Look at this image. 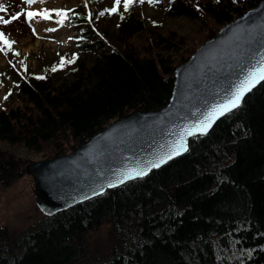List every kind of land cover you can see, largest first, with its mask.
<instances>
[{
    "label": "trees",
    "instance_id": "16d2710c",
    "mask_svg": "<svg viewBox=\"0 0 264 264\" xmlns=\"http://www.w3.org/2000/svg\"><path fill=\"white\" fill-rule=\"evenodd\" d=\"M260 1L170 0L167 18L199 21L186 35L148 26L137 0L117 21L90 13L70 70L17 76L13 100L0 105V142L53 158L117 118L163 107L175 68ZM140 33L144 44L133 40ZM28 161L0 146V186L27 175ZM0 264H264V81L147 175L42 214L16 235L1 226Z\"/></svg>",
    "mask_w": 264,
    "mask_h": 264
},
{
    "label": "water",
    "instance_id": "95a60500",
    "mask_svg": "<svg viewBox=\"0 0 264 264\" xmlns=\"http://www.w3.org/2000/svg\"><path fill=\"white\" fill-rule=\"evenodd\" d=\"M262 57L264 0L221 27L175 70L172 96L165 106L155 111L136 110L115 119L69 154L29 162L26 173L34 182L39 209L52 215L93 195V191L99 194L111 188L109 184H121L117 181L126 174L141 169L148 174L158 167L146 165L158 162L181 136L188 148L190 138L201 133L189 136L187 132L222 103ZM192 85L199 96L185 91ZM182 94L187 95L185 102Z\"/></svg>",
    "mask_w": 264,
    "mask_h": 264
},
{
    "label": "rangeland",
    "instance_id": "374dc122",
    "mask_svg": "<svg viewBox=\"0 0 264 264\" xmlns=\"http://www.w3.org/2000/svg\"><path fill=\"white\" fill-rule=\"evenodd\" d=\"M169 1L157 0L156 3H149L145 0L139 10V16L148 26L162 23L165 27L162 32L167 28H172L182 35L193 33L199 24L198 20L192 21L185 17L167 18L165 16L164 11ZM0 2L6 8V11H0V16L6 17V19L10 18L11 14L22 12V10L26 12L29 9L34 11L44 8L72 10L70 11V20L65 21L63 25L57 23L59 18L55 13L51 14L52 19L45 20L36 17L31 22L27 21L25 15L22 14L12 23L0 25V30L6 34L7 38L15 42L11 45V51L0 52V105H5L13 100L10 98L13 95L17 76L25 77L27 72L45 74L47 71L62 74L70 70L74 64L73 60L79 52V43L82 42L79 40L80 32L85 29V22L90 23V13H94L102 21L108 17L117 21L123 14L124 6L122 2L120 5H115V0H44L43 3L37 0L32 5H25L22 0H0ZM114 6H118L119 10L106 11ZM77 14L85 17L83 25H76L73 22L72 19L76 18ZM115 26L116 24L113 25V28ZM46 28L55 29V31H45ZM33 29H35V34H33ZM133 40L137 44H144L149 38L145 33H140ZM62 57L65 61L72 62H66L60 66ZM54 66L57 68L56 71L51 70ZM5 96L7 99H4ZM0 146L12 149L18 155L28 159V163L44 159L41 153L24 147L9 145L7 142H0ZM29 176L25 175L11 186H0V227H8L14 235L42 216L33 194L34 182ZM106 229L104 226L101 227L97 235L104 238Z\"/></svg>",
    "mask_w": 264,
    "mask_h": 264
},
{
    "label": "snow or ice",
    "instance_id": "6c2138e0",
    "mask_svg": "<svg viewBox=\"0 0 264 264\" xmlns=\"http://www.w3.org/2000/svg\"><path fill=\"white\" fill-rule=\"evenodd\" d=\"M37 0H22V3L25 5H32L35 4ZM39 2L43 3L44 0H39ZM121 0H115V5H119ZM134 2V0H124V8L127 10L129 6ZM139 3H144L145 0H137ZM149 3H156L157 0H147ZM219 2V0H217ZM235 2V0H234ZM117 9L114 6L110 10V12H115ZM0 11H6V8L2 2H0ZM68 11L72 10H64V9H40L38 11L34 10H27L24 12H17L14 14H11L10 18L5 19L4 17L0 16V24H10L12 21L19 19V17L24 14L27 21L31 22L36 17H39L41 19H52V13H55V15L59 18L57 20V23L60 25H63L64 21L68 19ZM103 15V13H101ZM45 31H55V29H49L46 28ZM33 34H35V29H33ZM15 43L14 41H11L7 38L6 34L0 31V52L7 53L8 51H11V45ZM18 55V53H16ZM71 63L72 61H65L64 58H61V64L60 66H63L64 63ZM52 71H56L57 68L54 66ZM38 79H43V77H37ZM261 81H264V57L260 59V61L252 65L246 72L244 78L240 81L238 86H235L225 97L224 101L222 103H219L215 105L211 111L207 114L205 119L203 121L197 122L192 130H189L187 132V135L191 136L195 133L199 132L201 134L206 133L208 128L211 127L212 122L219 116L231 111L232 109L238 107L241 104L242 98L245 95V93L249 92L253 87H255L258 83ZM4 99H7V96L4 97ZM187 147L184 142V137L181 136L180 139L175 141L174 146L170 148V150L165 153L162 157L159 158L158 162L151 163L150 165H146L147 167H159L160 164L165 163L167 160L173 158L174 156L180 155L182 151H186ZM127 171V170H126ZM146 175V171L144 169L134 171V174H126L123 179H119L118 183H123L125 179H132L135 178V176H143ZM109 187H112L114 185L109 184ZM98 194L96 191H93V195ZM87 198V197H85Z\"/></svg>",
    "mask_w": 264,
    "mask_h": 264
},
{
    "label": "bare ground",
    "instance_id": "6f19581e",
    "mask_svg": "<svg viewBox=\"0 0 264 264\" xmlns=\"http://www.w3.org/2000/svg\"><path fill=\"white\" fill-rule=\"evenodd\" d=\"M261 1H262V0H261ZM261 1H260V2H261ZM260 2H259V3H260ZM259 3H258V4H259ZM258 4H257V5H258ZM251 8H252V7H251ZM249 9H250V8H249ZM249 9H247V10H249ZM188 59H189V58H188ZM188 59H186V60H185L182 64H180L179 66L183 65ZM179 66H177V67L175 68V70H176ZM175 70H174V75H173L174 78H175ZM173 83H174V79H173ZM192 86H193V85H192ZM196 86H197V85H196ZM196 86H195V87H196ZM172 90H173V87H172ZM185 91L188 92V95H189V96H192L193 94H194V95H197V94L195 93V92H197V89H195L194 86H193V87H190V88H189V86H188V87L186 88ZM250 91H251V90H250ZM246 94H247V93H246ZM246 94H245V95H246ZM245 95H244V96H245ZM171 96H172V91H171L170 98H171ZM197 96H199V95H197ZM244 96H243V98H244ZM181 97H182V99H181L182 102H183V101L185 102L186 100H185L184 98H186L187 95L182 94ZM170 98H169V100H168L167 103H169ZM243 98H242V99H243ZM176 102H177V101H176ZM167 103H166V104H167ZM180 103H181V102H180ZM166 104H165V105H166ZM165 105H164V106H165ZM161 108H162V107H161ZM159 109H160V108H159ZM234 109H235V108H234ZM157 110H158V109H157ZM232 110H233V109H232ZM140 111H144V110H140ZM149 111H155V110H149ZM144 112H146V111H144ZM229 112H230V111H229ZM227 113H228V112H227ZM225 114H226V113H225ZM223 115H224V114H223ZM223 115H222V116H223ZM222 116H220V117H222ZM220 117H219V118H220ZM219 118H217V119L215 120V122H216ZM117 119H118V118H117ZM215 122H214V123H215ZM214 123H213V125H214ZM213 125H212V126H213ZM212 126H211V127H212ZM209 130H210V129H209ZM209 130H208V131H209ZM208 131H207V132H208ZM207 132H206V133H207ZM97 133H98V131L95 132L92 136H90L86 141H84V142H82V143H85V142L90 141L91 138L94 137ZM206 133H204V134H206ZM199 135H203V134H199ZM196 136H197V135H196ZM193 137H194V136H193ZM191 138H192V137H191ZM79 145H80V144H79ZM79 145H78V146H79ZM188 145H189V144H188ZM78 146H77V147H78ZM107 147H108V146H107ZM107 147H104V149H106ZM75 148H76V147H75ZM75 148H74V149H75ZM74 149H73V150H74ZM101 149H102V148H101ZM107 149H108V148H107ZM110 149H111V148H110ZM112 149H113V148H112ZM73 150H72V151H73ZM70 153H71V152H70ZM103 154H104V153H103ZM181 155H182V154H181ZM179 156H180V155H179ZM177 157H178V156H177ZM173 159H174V158H173ZM171 160H172V159H171ZM168 161H170V160H168ZM168 161H166L165 163H167ZM165 163H164V164H165ZM164 164H162V165H164ZM162 165H161V166H162ZM159 167H160V166H159ZM146 175H147V174H146ZM29 177H30V176H29ZM133 179H135V178H133ZM130 180H132V179H130ZM127 181H129V180H127ZM125 182H126V181H125ZM125 182H123V183H125ZM123 183H121V184H123ZM121 184H119V185H121ZM119 185H117V186H119ZM117 186H114V187H117ZM33 187H34V186H33ZM114 187H111V188H114ZM111 188H108V189H111ZM108 189H106V190H108ZM106 190H104L103 192H101V193H99V194L104 193ZM99 194H96V195H90V196H88L87 198L84 197L83 199L78 200L75 204H77V203H79V202H82V201H84V200H87V199H89V198H92V197H94V196H97V195H99ZM35 202H36V201H35ZM75 204H73V205H75ZM36 205H37V204H36ZM73 205H70V206L64 207V208L60 209L59 211L65 210V209H67V208H69V207H71V206H73ZM37 207H38V206H37ZM38 208H39V207H38ZM39 210H40V209H39ZM40 211H41V210H40ZM59 211H57V212H59ZM41 212H42V211H41ZM57 212H55V213H57ZM55 213H53V214H55ZM42 214H44V213L42 212ZM53 214H52V215H53ZM44 215H46V214H44Z\"/></svg>",
    "mask_w": 264,
    "mask_h": 264
}]
</instances>
